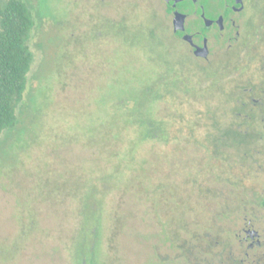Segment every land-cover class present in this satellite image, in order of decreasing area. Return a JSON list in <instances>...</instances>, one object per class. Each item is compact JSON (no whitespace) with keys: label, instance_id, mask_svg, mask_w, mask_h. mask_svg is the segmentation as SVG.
Wrapping results in <instances>:
<instances>
[{"label":"rangeland","instance_id":"1","mask_svg":"<svg viewBox=\"0 0 264 264\" xmlns=\"http://www.w3.org/2000/svg\"><path fill=\"white\" fill-rule=\"evenodd\" d=\"M27 2L35 59L19 122L0 139V264H193L216 241L223 263L211 264L232 255L264 264V206L255 211L264 159L213 144L245 122L231 110L232 87L254 83L255 66L225 76L222 61L189 57L159 0ZM113 20L130 21L128 38L140 24L144 47L120 38ZM150 114L167 122L166 140L134 122ZM249 220L261 235L255 249L241 242Z\"/></svg>","mask_w":264,"mask_h":264},{"label":"trees","instance_id":"2","mask_svg":"<svg viewBox=\"0 0 264 264\" xmlns=\"http://www.w3.org/2000/svg\"><path fill=\"white\" fill-rule=\"evenodd\" d=\"M259 15H264V9ZM34 17L31 12L30 6L27 0H0V139L4 131L14 129L18 122L19 117L17 109L24 99V94L27 89L29 72L31 70L32 64L34 62V52L31 49L29 40L31 37V32L34 28ZM134 24L133 37L128 38L126 33L130 31V21H111L109 25L115 26L118 29V34L120 38L128 41L131 45L137 47H144L142 43V33L140 24ZM141 28V29H140ZM145 33L148 38L153 43L160 44L162 41L158 40L157 34L154 28L151 30L145 27ZM173 37L177 39L174 32L171 33ZM154 48L150 50L153 51ZM158 84L165 85L171 91L170 82H163L161 79H158ZM264 85V81H263ZM243 91V89H242ZM164 100V94L158 93L154 97L153 101L149 106V110L155 108L156 103ZM235 104L231 108L237 118L245 119V122H239L238 124L232 125L226 130H222L218 136L213 140V144L222 145L224 144L225 137H232L234 142L245 144V152L248 157H244V160L254 156L252 151L258 150V159L255 158L254 162L260 163V160L264 159L263 155V146L262 139L264 138V132H258V135L253 134V132H242L243 123H246L248 120H256L259 122H264V104L261 107L255 108L254 104L240 103L238 100L233 98L232 100ZM137 112L144 110L142 104H135ZM249 112L250 116L240 117L238 113ZM253 111H258L257 115L253 114ZM143 114V113H142ZM139 120L134 121L140 128L148 130V136L153 139H167V122L163 118L152 117L148 115ZM139 121V123H138ZM217 126V123L213 124ZM217 128V127H216ZM256 137L258 141H256ZM221 143V144H220ZM238 149V146H236ZM259 167L263 166L259 164ZM257 198V197H256ZM255 198V199H256ZM239 199V198H238ZM258 206H264V197H259ZM244 202V201H243ZM244 203H239V206H242ZM222 243L219 241L216 242H207L206 245L189 246L187 252L193 254V249L198 247V253L195 254L196 258L194 259L193 264H211V262L218 259L223 263V252H217L215 249L218 248ZM212 255V259L206 260L203 256ZM216 255H220L221 258H216ZM209 259V258H208ZM85 262L83 261L82 264ZM227 264V263H225ZM230 264H242L237 258L231 257Z\"/></svg>","mask_w":264,"mask_h":264},{"label":"flooded vegetation","instance_id":"3","mask_svg":"<svg viewBox=\"0 0 264 264\" xmlns=\"http://www.w3.org/2000/svg\"><path fill=\"white\" fill-rule=\"evenodd\" d=\"M159 1L165 7L164 18L169 17L172 24L176 11L186 15L185 29L176 31L173 24V32L185 47L189 57L205 66L222 61L225 76H230L232 69L239 71V74H245L251 66H255V82L248 86L239 83L232 87L234 92L232 98L244 104L250 102L255 108L261 107L264 104V15L258 14L260 0H182L177 3L174 0ZM186 35L190 38H186ZM203 47H207V55L197 53L198 48ZM229 85L232 86L231 81ZM253 114L257 115L258 111H253ZM238 115L250 116L248 111ZM259 131L260 128L257 132H250L258 135ZM242 132H249V130ZM224 139L223 145L228 148L232 146L245 148V144L234 142L232 137L227 136ZM240 208L242 210L241 206L238 207ZM257 210L258 204L255 206V211ZM244 231L246 235L241 242H249L250 249H255L262 244L261 235L252 220H249ZM253 231L257 232L255 237H253ZM228 242L231 241L228 240ZM256 260L258 261L257 258ZM239 261L244 263L243 259Z\"/></svg>","mask_w":264,"mask_h":264},{"label":"water","instance_id":"4","mask_svg":"<svg viewBox=\"0 0 264 264\" xmlns=\"http://www.w3.org/2000/svg\"><path fill=\"white\" fill-rule=\"evenodd\" d=\"M166 1L170 2L171 0H166ZM174 1H176V3H177V2L182 1V0H174ZM185 20H186V15L184 13L180 12V11H176L175 18H174V21H173L174 29L176 31L177 30H184L185 29ZM185 37L186 38H190L189 35H186ZM206 50H207V47L198 48L197 53L199 55H202V54L203 55H207ZM253 232H254L253 237H255L257 232L256 231H253Z\"/></svg>","mask_w":264,"mask_h":264}]
</instances>
